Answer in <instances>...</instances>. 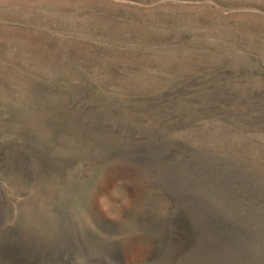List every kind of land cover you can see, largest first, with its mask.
<instances>
[{
  "label": "rangeland",
  "instance_id": "obj_1",
  "mask_svg": "<svg viewBox=\"0 0 264 264\" xmlns=\"http://www.w3.org/2000/svg\"><path fill=\"white\" fill-rule=\"evenodd\" d=\"M0 264H264V0H0Z\"/></svg>",
  "mask_w": 264,
  "mask_h": 264
}]
</instances>
